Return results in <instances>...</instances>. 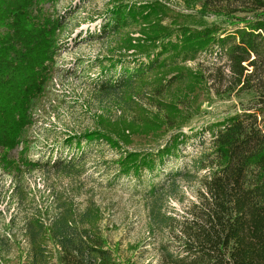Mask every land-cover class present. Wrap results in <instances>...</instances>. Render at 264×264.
Listing matches in <instances>:
<instances>
[{
  "label": "trees",
  "instance_id": "1",
  "mask_svg": "<svg viewBox=\"0 0 264 264\" xmlns=\"http://www.w3.org/2000/svg\"><path fill=\"white\" fill-rule=\"evenodd\" d=\"M55 1L0 0V166L19 175L14 179L16 194L20 166L27 171L37 168L24 157L29 131L48 98L55 72L51 63L62 49V20L44 10V5ZM199 1L203 14L224 17L235 31L223 36L216 25L164 27L159 23L163 5L113 0L107 27L113 25L114 32L141 25L140 38H129L127 43L145 62L101 81L95 90L100 96L115 98L116 109L122 112L119 120L125 110L133 111L143 102L154 108L158 116L152 122H144V118L142 122L148 125L142 130L145 135H138L153 145L142 151L123 150L129 135L140 130L132 122L123 129L118 125L120 128L86 132L83 138L102 141L119 152L115 164L121 174L153 171L195 136L181 132L178 122L188 116L197 96L179 97L175 102L163 99L188 76L178 62L194 60L212 47L224 51L227 73L216 67L215 75H208L213 77L215 92L240 95L253 91L257 99L243 113L213 125L217 131L211 130L210 146L192 159V171L178 174L186 181L198 177L200 184L196 201L183 215L162 214L160 197L153 196L151 216L171 238L160 245V264H264V119H260L264 114V0ZM235 3L244 8L234 9ZM238 12L254 15L237 17ZM163 54L169 57H161ZM190 78L195 80V90H201L203 75ZM150 83L156 86L142 92ZM20 146V164H16L9 154ZM51 168L67 175L74 167L58 159ZM94 220L91 207L79 213L72 203L61 200L51 217L35 211L24 220L28 248L17 264H49L48 242L59 248L60 264H116L104 238L89 227Z\"/></svg>",
  "mask_w": 264,
  "mask_h": 264
},
{
  "label": "rangeland",
  "instance_id": "2",
  "mask_svg": "<svg viewBox=\"0 0 264 264\" xmlns=\"http://www.w3.org/2000/svg\"><path fill=\"white\" fill-rule=\"evenodd\" d=\"M146 1L165 7L159 13V23L164 27L216 25L223 36L236 29L222 16L203 14L199 0ZM127 2L135 3L136 0ZM114 4L113 0H56L52 5H44L47 14L62 20V49L51 63L55 72L48 98L43 109L37 111L29 131L30 143L24 157L37 168L27 171L20 166L22 176L16 194L14 179L19 175L0 166V264H17L27 250L22 229L25 218L35 211L51 217L59 200L72 203L79 213L91 207L95 220L89 227L104 238L116 264H160V245L171 238L151 216L153 196L160 197L158 204L162 214L176 218L183 215L196 201L200 184L198 177L186 181L178 174L192 171V159L210 146L211 130L217 131L213 125L243 113L257 99L253 91L240 95H236V91L230 95L223 94V90H219L220 94L215 92L213 77L208 78V75L210 72L215 75L216 67H222L227 73L224 51L212 47L194 60L178 62L188 76L173 85L163 99L175 102L179 97L197 96L188 116L178 122L181 132L195 136L179 149V153L165 159L153 171L121 174L115 164L119 152L102 141L84 140L83 134L120 128L118 125L123 129L132 122L140 130L129 135L123 150L142 151L153 143L138 135H145L142 130L148 125L144 122L154 121L158 113L143 102L133 111L125 110L119 120L122 112L117 111L115 98H105L95 90V85L101 81L115 78L123 69H133L145 62L144 58L133 54L127 43L129 38H140L141 25H129L114 32L110 28L113 25L107 27ZM232 7L244 8L238 3ZM253 15L235 14L247 18ZM161 57L167 59L169 56L163 54ZM193 74L204 77L199 91L195 90V80L190 78ZM155 86L150 83L142 92H149ZM260 119H264V114ZM21 151L22 146L11 151L9 160L20 164ZM2 155L0 150V157ZM58 159L73 163V171L66 175L52 169ZM47 248L49 264H60L56 244L48 242Z\"/></svg>",
  "mask_w": 264,
  "mask_h": 264
}]
</instances>
